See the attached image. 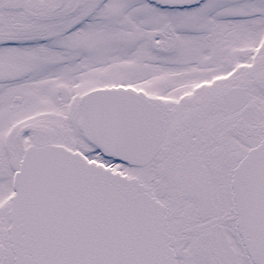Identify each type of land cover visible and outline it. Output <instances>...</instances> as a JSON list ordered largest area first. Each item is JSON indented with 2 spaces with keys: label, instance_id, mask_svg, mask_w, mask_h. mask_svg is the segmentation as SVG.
Here are the masks:
<instances>
[{
  "label": "snow or ice",
  "instance_id": "obj_1",
  "mask_svg": "<svg viewBox=\"0 0 264 264\" xmlns=\"http://www.w3.org/2000/svg\"><path fill=\"white\" fill-rule=\"evenodd\" d=\"M0 264H264V0H0Z\"/></svg>",
  "mask_w": 264,
  "mask_h": 264
}]
</instances>
